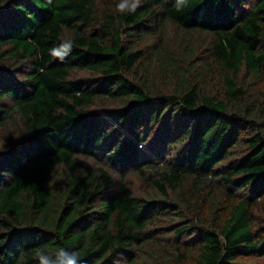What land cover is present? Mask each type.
Segmentation results:
<instances>
[{"label":"trees","instance_id":"obj_1","mask_svg":"<svg viewBox=\"0 0 264 264\" xmlns=\"http://www.w3.org/2000/svg\"><path fill=\"white\" fill-rule=\"evenodd\" d=\"M116 2L0 0V264H264V0Z\"/></svg>","mask_w":264,"mask_h":264},{"label":"clouds","instance_id":"obj_2","mask_svg":"<svg viewBox=\"0 0 264 264\" xmlns=\"http://www.w3.org/2000/svg\"><path fill=\"white\" fill-rule=\"evenodd\" d=\"M143 0H117L115 4L116 13L127 15L135 13L141 6ZM188 0H174V6L177 11L187 7ZM58 43L53 44L48 49V54L53 59L64 62L72 53L74 47V38L70 36H61ZM6 148L0 144V153ZM36 264H82L80 255L76 251H69L66 248H58L55 251H48L45 248H37L34 252Z\"/></svg>","mask_w":264,"mask_h":264},{"label":"rangeland","instance_id":"obj_3","mask_svg":"<svg viewBox=\"0 0 264 264\" xmlns=\"http://www.w3.org/2000/svg\"><path fill=\"white\" fill-rule=\"evenodd\" d=\"M179 36H181V31L174 26L170 25L169 23H162L157 28L156 35H147L145 36L141 42L136 46L137 49L141 50L142 52H152L157 49L160 51H164L166 48L175 47V43L179 40ZM192 41L197 39L198 36L193 34L191 36ZM152 54H149L151 57ZM16 131L12 126H8L5 128L0 129V144L5 142L8 137L10 139H15ZM86 162H90L86 160ZM112 176L114 182H117L119 177L122 176L124 178V184L136 194H141L145 188L146 184L143 182L138 175L133 172L131 169H118L111 166H105Z\"/></svg>","mask_w":264,"mask_h":264}]
</instances>
